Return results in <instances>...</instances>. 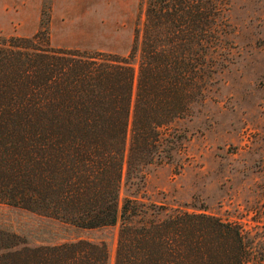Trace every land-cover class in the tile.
I'll use <instances>...</instances> for the list:
<instances>
[{
	"label": "trees",
	"instance_id": "trees-1",
	"mask_svg": "<svg viewBox=\"0 0 264 264\" xmlns=\"http://www.w3.org/2000/svg\"><path fill=\"white\" fill-rule=\"evenodd\" d=\"M144 1L145 21L129 54L107 58L138 64L125 170L131 187L143 183L146 167L172 158L181 144L175 123L194 116L214 85L232 0ZM41 25L32 38L0 36L1 42L24 50L40 37L48 44L49 21ZM114 109V94L91 84L0 73V185L13 195L59 197L67 210L92 207ZM130 192L119 212L113 264H250L255 258L240 224ZM104 221L89 227L104 229ZM109 246L104 236L23 245L0 252V264H110Z\"/></svg>",
	"mask_w": 264,
	"mask_h": 264
},
{
	"label": "rangeland",
	"instance_id": "rangeland-1",
	"mask_svg": "<svg viewBox=\"0 0 264 264\" xmlns=\"http://www.w3.org/2000/svg\"><path fill=\"white\" fill-rule=\"evenodd\" d=\"M145 10L144 0H0V36L32 38L48 20L50 40L24 50L0 38V73L91 84L115 96L94 205L67 210L59 197L13 195L0 185V252L104 236L113 264L120 208L135 191L240 224L257 251L250 264H264V0L230 2L214 85L194 116L175 123L181 144L172 158L146 167L143 183L131 187L125 170L138 64L107 58L129 54ZM104 219L106 228L89 227Z\"/></svg>",
	"mask_w": 264,
	"mask_h": 264
}]
</instances>
